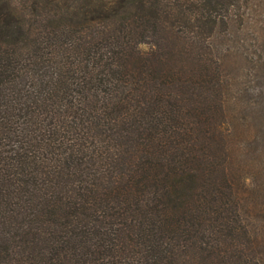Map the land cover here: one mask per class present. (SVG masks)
Wrapping results in <instances>:
<instances>
[{
  "label": "trees",
  "instance_id": "obj_1",
  "mask_svg": "<svg viewBox=\"0 0 264 264\" xmlns=\"http://www.w3.org/2000/svg\"><path fill=\"white\" fill-rule=\"evenodd\" d=\"M0 264H264V0H0Z\"/></svg>",
  "mask_w": 264,
  "mask_h": 264
},
{
  "label": "rangeland",
  "instance_id": "obj_2",
  "mask_svg": "<svg viewBox=\"0 0 264 264\" xmlns=\"http://www.w3.org/2000/svg\"><path fill=\"white\" fill-rule=\"evenodd\" d=\"M82 1V0H81ZM144 48H146V47H144Z\"/></svg>",
  "mask_w": 264,
  "mask_h": 264
}]
</instances>
